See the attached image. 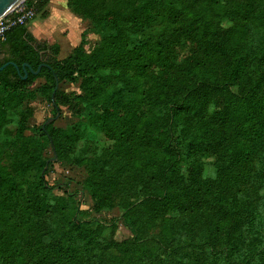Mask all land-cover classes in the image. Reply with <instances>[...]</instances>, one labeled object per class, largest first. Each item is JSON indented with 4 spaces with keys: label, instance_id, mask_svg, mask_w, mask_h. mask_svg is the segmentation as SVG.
Segmentation results:
<instances>
[{
    "label": "trees",
    "instance_id": "1",
    "mask_svg": "<svg viewBox=\"0 0 264 264\" xmlns=\"http://www.w3.org/2000/svg\"><path fill=\"white\" fill-rule=\"evenodd\" d=\"M65 1L75 17L89 16L87 2ZM49 2L35 7L41 19ZM124 2L91 15L62 60L57 44L36 41L27 27L0 40V68L19 69L0 71V264H264V0ZM87 35L100 39L89 56ZM181 38L211 49L219 72L177 62ZM24 64L48 68L23 80ZM134 66L139 74L128 72ZM54 77L58 84L84 80L85 95L57 90L52 101ZM37 80L50 85L53 111L68 108L75 118L66 132L71 144L86 133L111 143L93 158L81 150L74 164L86 169L90 196L120 193L130 239L115 241L74 194L54 195L44 158L48 147L57 152L50 125L29 136L22 125L8 129V114L32 96ZM146 103L147 146L127 159L123 151ZM175 134L191 158L173 146ZM209 162L213 177L204 173ZM200 205L222 212L228 224L219 229L201 214L178 217Z\"/></svg>",
    "mask_w": 264,
    "mask_h": 264
},
{
    "label": "rangeland",
    "instance_id": "2",
    "mask_svg": "<svg viewBox=\"0 0 264 264\" xmlns=\"http://www.w3.org/2000/svg\"><path fill=\"white\" fill-rule=\"evenodd\" d=\"M66 4V1L63 0ZM87 2L89 9V16L87 18L79 19L69 12V20H63L66 24L64 28L57 26L56 38L61 41L62 52L60 58H66L69 53V46L77 47L81 41L82 33L89 27V18L97 17L104 14L106 11L116 8L120 0H80ZM123 5H127L123 0ZM75 7V5H73ZM82 14V13H81ZM68 17V16H67ZM37 15L35 20H39ZM32 21V22H33ZM61 22V21H59ZM68 22V23H67ZM171 23V22H170ZM100 39L95 35L86 36V45L84 47L85 54L91 55L92 52L99 47ZM175 59L179 61H191L205 65L216 70L218 73L221 67V61L216 57L212 50L206 47H198L191 43L187 38H181L174 47ZM137 69V70H136ZM138 67H129L128 72L133 74L138 73ZM150 91L152 88L146 86ZM58 91L68 96H83L85 95V82L80 80L75 84L59 83ZM31 97L24 100L19 108L8 114V129L12 130L22 125L25 130V135L29 136L33 133V129H37L42 125H50L53 130L57 152L53 154L50 147L44 152V158L49 161V168L47 170L46 181L49 186L53 187V193L59 197H65L67 194H74L82 211L88 212L90 216L103 221L106 233H112L113 238L117 242H123L131 238L129 231L122 225L121 216L122 211L118 207V200L120 193H115L111 196H103L99 193L96 196H90L84 189V183L88 176L84 167H77L74 164L75 158L81 150H84L86 157L93 158L100 151L109 148L111 143L106 141L101 135L96 133H86L85 137L78 145L71 144L66 138L68 127L74 125L76 120L71 115L68 108L58 107L55 113L52 105L49 102L51 95L50 85L43 80H37L30 87ZM150 105L147 103L138 112V129L132 142L124 150V157L127 159H135L140 151L147 146V135L144 132L143 117ZM226 129V126H225ZM175 134L173 146L179 150L180 153L191 158V152L183 149L181 140ZM188 156V157H187ZM212 162V161H211ZM211 162L204 167V173L207 177H213L214 169ZM201 214L211 223L216 225L219 229H223L228 224V218L219 211L212 209L209 206H193L190 211L183 215ZM157 217V218H156ZM154 220V227L151 234H156L158 225H160L161 217L156 216Z\"/></svg>",
    "mask_w": 264,
    "mask_h": 264
},
{
    "label": "crops",
    "instance_id": "3",
    "mask_svg": "<svg viewBox=\"0 0 264 264\" xmlns=\"http://www.w3.org/2000/svg\"><path fill=\"white\" fill-rule=\"evenodd\" d=\"M45 11L47 12L46 18H40L39 20L33 21L27 26V31L38 42L57 44L59 46L58 57L60 58L62 45L61 41L56 38L58 33L56 32V29H58L57 26L64 28L66 24L63 22V20L66 19V21H68V18L71 15L69 14L66 4L63 0H50L48 5L45 7ZM74 48L75 47L69 46V53L72 52Z\"/></svg>",
    "mask_w": 264,
    "mask_h": 264
},
{
    "label": "built area",
    "instance_id": "4",
    "mask_svg": "<svg viewBox=\"0 0 264 264\" xmlns=\"http://www.w3.org/2000/svg\"><path fill=\"white\" fill-rule=\"evenodd\" d=\"M42 0H25L14 11L0 19V40L16 27H27L37 16L36 5ZM28 2L30 4H28Z\"/></svg>",
    "mask_w": 264,
    "mask_h": 264
},
{
    "label": "water",
    "instance_id": "5",
    "mask_svg": "<svg viewBox=\"0 0 264 264\" xmlns=\"http://www.w3.org/2000/svg\"><path fill=\"white\" fill-rule=\"evenodd\" d=\"M24 1L25 0H0V19L3 18L4 16H6L7 14H9L10 12L14 11ZM18 3H19V5H17ZM8 65H11L19 74V69L14 63L5 64L4 66H2L0 68V71H2ZM42 67L48 68V66L42 64L41 66H39L37 68L36 71H33V70H31V68L28 65H26V64L22 65L21 69H22V73H23V80H25L27 78L28 74H31L33 76H37ZM54 80H55V86H54V90H53V93L51 96L52 101H53L54 94L58 89V80L56 77H54Z\"/></svg>",
    "mask_w": 264,
    "mask_h": 264
},
{
    "label": "bare ground",
    "instance_id": "6",
    "mask_svg": "<svg viewBox=\"0 0 264 264\" xmlns=\"http://www.w3.org/2000/svg\"><path fill=\"white\" fill-rule=\"evenodd\" d=\"M17 5H19V3H18ZM17 5H16V6H17Z\"/></svg>",
    "mask_w": 264,
    "mask_h": 264
}]
</instances>
